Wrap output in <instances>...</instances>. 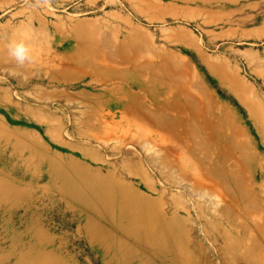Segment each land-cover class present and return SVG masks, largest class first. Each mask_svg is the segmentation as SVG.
<instances>
[{
  "label": "rangeland",
  "instance_id": "374dc122",
  "mask_svg": "<svg viewBox=\"0 0 264 264\" xmlns=\"http://www.w3.org/2000/svg\"><path fill=\"white\" fill-rule=\"evenodd\" d=\"M107 190L147 219L93 211ZM157 225L196 264H264V0H0V264H166L134 239Z\"/></svg>",
  "mask_w": 264,
  "mask_h": 264
},
{
  "label": "bare ground",
  "instance_id": "6f19581e",
  "mask_svg": "<svg viewBox=\"0 0 264 264\" xmlns=\"http://www.w3.org/2000/svg\"><path fill=\"white\" fill-rule=\"evenodd\" d=\"M159 106H161L160 116H158L159 118H155L153 121L161 130L171 132L172 139L177 141L185 150L194 155L199 154L200 152L202 153L204 150L206 151V148L208 147L207 144L211 142L210 138L206 136H199L191 130V127L194 126V119L180 113V111H178V105H166L161 103ZM218 176V179L213 178L212 180L219 184L225 192L231 193L240 189V185L237 180H235L232 172L223 171ZM110 193L111 192L107 190V194L104 195L106 197L105 200H99L96 204L88 203L87 205L93 211H96L100 206L103 207V205H105L109 211L116 201L118 209L121 208L124 212H126V215L128 216L127 218H129L135 226H138V224L147 219L146 214H142L144 211H142V213L137 212L136 214H130L132 211L135 212V205L126 196L122 194L119 196L117 195L114 198L115 200H111L113 196H109ZM136 197L135 201L137 202H147L141 196ZM253 204L254 201L252 202V207L255 206ZM223 212L224 215H227L226 211ZM178 238H180L179 234L176 233L172 227L169 226L164 228L157 225V227H153V231L147 230L144 233H140L138 236L135 235L134 239L139 241L145 247L150 248L153 258L160 260L162 263L196 264L193 259L179 247V245H177L178 247L176 246L177 242H175V239Z\"/></svg>",
  "mask_w": 264,
  "mask_h": 264
},
{
  "label": "clouds",
  "instance_id": "9594fccd",
  "mask_svg": "<svg viewBox=\"0 0 264 264\" xmlns=\"http://www.w3.org/2000/svg\"><path fill=\"white\" fill-rule=\"evenodd\" d=\"M9 57L15 61L16 64L24 65L25 63H32L34 57L31 54L28 45L21 40H12L8 44Z\"/></svg>",
  "mask_w": 264,
  "mask_h": 264
}]
</instances>
